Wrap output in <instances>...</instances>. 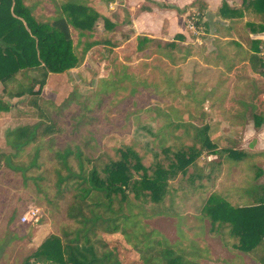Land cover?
<instances>
[{"label":"trees","instance_id":"16d2710c","mask_svg":"<svg viewBox=\"0 0 264 264\" xmlns=\"http://www.w3.org/2000/svg\"><path fill=\"white\" fill-rule=\"evenodd\" d=\"M118 1L122 0H0L2 93L8 99L27 96L34 105L37 98L42 97L50 76L58 75L60 80H66L70 70L84 64L90 49L96 46L117 48L122 41L128 40L130 34L119 33L120 39L116 37L119 32L116 27L130 24L125 10L109 8V4ZM46 2L53 7L51 14L39 11ZM240 5L241 8L230 9L223 3L218 13L221 17L235 18L242 16V10L250 11L258 22L247 25L252 31H264V0H241ZM202 9L199 4L197 10L201 15ZM206 31L209 33L207 27ZM135 40L137 51H142L146 43L162 44L146 37ZM208 43L206 36L204 44ZM254 44L256 55L252 59L263 74L264 60L257 54L263 45ZM162 45L165 52L179 50L189 54L190 51L188 44ZM21 74L26 77L25 82L18 80ZM60 105L57 104L58 109L52 112V118L50 110L43 109L45 113L36 110L37 122L5 133L9 151L7 154L0 152L1 194L6 187L13 189L12 185L27 188L32 184L36 191H41L39 183L44 179L40 162L42 145L36 143L40 138L62 131L59 121L54 119V114L60 115ZM10 107L11 104L0 97V112L9 111ZM48 117L51 123L44 124L43 119ZM189 117L171 122L170 130H184L191 139L178 147H163L159 154L152 155L154 159L148 165L143 163L142 154L133 145L117 148L106 161H102L101 153L86 155L78 146L56 151L60 169L55 174L54 195L66 200L64 214L72 224L46 236L21 264H125L126 255H137L138 264H203V260L207 262L210 258L202 253L203 248L195 237L200 235L202 226H207V232L217 237L227 250L235 249L264 264V247L259 249L264 237V186H260L261 200L253 189L251 201L243 206L232 205L219 193L203 191L206 184L201 182L210 184L212 175L204 172V166L195 167L194 160L214 152L221 157L238 156L239 153L230 148L218 151L210 126H196ZM158 136L160 134H156ZM32 145L35 147L26 162L19 161L20 155ZM72 155L76 170L68 164ZM85 164L89 166L87 169ZM178 177L193 193H201L191 225H187L182 211L185 202L181 194L187 186L182 188L183 183L180 184L182 190L179 191L172 185ZM2 205L1 201L0 207ZM132 207L136 210L132 211ZM159 216L172 220L174 225L181 219L195 238L184 236L180 226L177 241L153 236L156 232L143 222L148 219L146 217ZM109 235L117 239H108Z\"/></svg>","mask_w":264,"mask_h":264},{"label":"rangeland","instance_id":"374dc122","mask_svg":"<svg viewBox=\"0 0 264 264\" xmlns=\"http://www.w3.org/2000/svg\"><path fill=\"white\" fill-rule=\"evenodd\" d=\"M116 8L115 5L112 10ZM39 11L51 14L53 7L46 2ZM122 30L127 32L125 28ZM162 46L156 42L146 43L142 51H136L128 44L123 53L112 48L107 52L105 47L96 46L86 54L84 64L69 71L66 80H60L58 75L50 76L42 97L37 98L34 105L27 96L23 100L9 101L15 105L17 112L11 125L3 130L4 144L0 152L7 154L9 151L5 145L6 131L37 122L36 110L48 109L52 118V112L58 109L57 104H61L60 115L53 114L63 129L38 139L36 143L42 145L40 162L44 179L39 183L41 191H36L31 184L27 188L12 185L13 189L6 187L8 191L0 193L3 201L0 207V264H21L46 236L72 224L64 214L66 200L54 195L55 174L60 169L56 151L66 146L72 149L78 146L86 155L101 153L102 161H106L107 156L112 157L117 148L133 145L142 154L143 163L148 165L154 159L152 155L159 154L163 147H178L191 139L184 130L171 131V122H180L185 116H190L191 119H188L194 125L210 126L211 110L218 102L213 103L203 85L196 87L193 81L181 84L178 67L189 57L205 52L208 44L203 42L197 46L188 42L189 54L179 50L165 52ZM18 78L24 82L26 80L23 74ZM50 118L43 119L44 124H50ZM156 134H160L162 140ZM34 147L28 148L18 160L26 162ZM68 164L76 170L73 155L68 158ZM88 167L85 164V169ZM172 185L179 191L185 187L179 177ZM194 208L186 205L182 209L189 214L187 225L194 223L191 217ZM31 209L37 210L36 215L29 213L26 222L22 223L21 217ZM131 210L135 211L136 208L132 207ZM146 218L143 224L154 230L156 234L153 233V236L157 238L166 236L170 242L177 241L181 229L184 236L196 237L203 248L202 253L210 258L207 262L203 260V264H222L216 261L220 258L226 260L222 261L224 264H245L238 257L226 259L228 253L222 249L218 239L207 232V226H202L200 235L194 237L195 234L186 229L181 219L174 225L164 216ZM108 237L117 239L115 235ZM124 260L125 264H138L137 255H126Z\"/></svg>","mask_w":264,"mask_h":264},{"label":"crops","instance_id":"0c3cea01","mask_svg":"<svg viewBox=\"0 0 264 264\" xmlns=\"http://www.w3.org/2000/svg\"><path fill=\"white\" fill-rule=\"evenodd\" d=\"M223 3H226L230 9L241 8V0L113 2L112 8L116 5L117 8L125 10L130 22L129 25L124 23L116 27L119 31L116 37L120 39L119 33H122L130 34V38L122 41L119 47L112 50L123 53L125 46L130 44L137 51L135 40L137 37H146L162 44L186 45L189 42V34L185 27V19L191 10L197 9L199 4L203 6L204 15H202L209 30L208 47L205 52L189 57L178 66L181 72V84L193 81L196 87L205 86L213 103L218 102L211 110L210 128L213 143L218 151L230 148L239 155L221 157L215 152L209 156L201 155L194 160V166L199 168L204 165L206 168V165L210 164V167L204 170L205 173L212 175L210 184H207V181L201 182L206 184L203 191L219 193L232 205L243 206L251 201L253 189L258 192L261 200L260 186H264V73L257 70V63L252 59V56L256 55L254 43L259 42L264 46V31H252L247 25L249 23L255 25V22H258L255 14L250 11L242 10L241 17H221L218 12ZM123 28L127 32H124ZM253 28L255 29V26ZM102 47H105L107 52L111 49L108 46ZM259 53L260 51L257 52L258 55ZM1 89L0 84V97L3 101H11L12 99H8ZM19 99L22 98L13 100ZM9 103L11 104L9 111L0 112V149L4 144L3 130L11 125L17 112L15 105ZM184 184L185 187L187 186L184 191L185 197L183 198L184 194H181L185 202L184 206L196 207L197 196L201 195L200 191L193 193L187 183ZM1 197L0 194V203ZM194 211L192 216L196 214L195 208ZM185 216L189 217V214L185 212ZM219 243L222 246L220 241ZM262 247H264V237L259 249L262 250ZM222 249H225L229 255L226 259L232 260L238 257L243 259L245 264H261L235 249L227 250L223 246ZM223 260V258L216 259L217 262L224 264Z\"/></svg>","mask_w":264,"mask_h":264},{"label":"built area","instance_id":"2783aa9c","mask_svg":"<svg viewBox=\"0 0 264 264\" xmlns=\"http://www.w3.org/2000/svg\"><path fill=\"white\" fill-rule=\"evenodd\" d=\"M113 4H109V8H112ZM185 27L189 34V42L193 45L201 46L204 42V38L207 36L205 21L201 15V13L197 9H193L189 12L185 19ZM259 55L264 60V46L260 50ZM37 210L31 209L28 213L21 217V222L24 223L27 220V215L35 213Z\"/></svg>","mask_w":264,"mask_h":264},{"label":"water","instance_id":"95a60500","mask_svg":"<svg viewBox=\"0 0 264 264\" xmlns=\"http://www.w3.org/2000/svg\"><path fill=\"white\" fill-rule=\"evenodd\" d=\"M209 167H210V164H207L205 169H208Z\"/></svg>","mask_w":264,"mask_h":264},{"label":"bare ground","instance_id":"6f19581e","mask_svg":"<svg viewBox=\"0 0 264 264\" xmlns=\"http://www.w3.org/2000/svg\"><path fill=\"white\" fill-rule=\"evenodd\" d=\"M259 49V48H258ZM260 50V49H259Z\"/></svg>","mask_w":264,"mask_h":264}]
</instances>
